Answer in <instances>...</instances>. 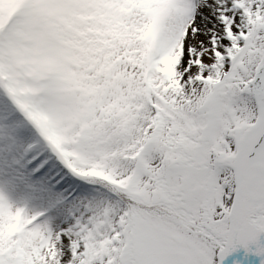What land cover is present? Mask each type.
<instances>
[{
	"label": "snow or ice",
	"instance_id": "obj_1",
	"mask_svg": "<svg viewBox=\"0 0 264 264\" xmlns=\"http://www.w3.org/2000/svg\"><path fill=\"white\" fill-rule=\"evenodd\" d=\"M0 264H264V0H0Z\"/></svg>",
	"mask_w": 264,
	"mask_h": 264
}]
</instances>
